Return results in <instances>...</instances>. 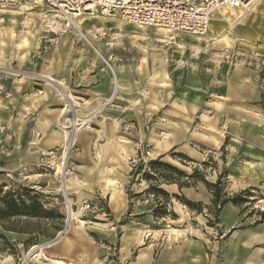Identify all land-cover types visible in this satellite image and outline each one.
Returning <instances> with one entry per match:
<instances>
[{
  "label": "rangeland",
  "instance_id": "374dc122",
  "mask_svg": "<svg viewBox=\"0 0 264 264\" xmlns=\"http://www.w3.org/2000/svg\"><path fill=\"white\" fill-rule=\"evenodd\" d=\"M234 10L236 14L240 13L239 9ZM226 16H230L229 12ZM217 18H222L219 13L212 18L211 26L218 24ZM82 19L80 27L87 41L72 29L59 35L56 44L46 45L41 37L40 20L36 13L28 10L0 11V123L3 106H8L14 117L18 116L15 109L17 101H13L17 93L22 95L21 100L27 102L29 99L25 95L28 91L38 94L45 89L60 98L63 103L61 107L69 105V110L65 113L66 124L59 118L51 130L43 134L40 142L50 138L54 131L60 135L63 130L71 131L67 126L71 120L76 119L80 123L94 114L85 125L77 126L79 130L66 165L70 173L65 176L64 172L62 178L59 168L62 142L42 152L38 163L27 162V165L20 166L18 156L13 158L11 155L9 165V160H4V157L17 142L13 134L9 137L5 129H0V184H5V189L19 186L33 188L41 194V201L46 207L53 208L63 216L55 222H15L16 226L28 229V233L18 234L0 228V233L6 238H0V264L6 259H10V264H43L46 261L42 257L35 260L33 254L28 256L29 253L34 246L57 239L60 233L68 237L69 244L65 248L62 244V250L58 246L62 241L55 243L58 244L56 246L44 248L42 252L46 256L60 257L68 264H119L117 256L126 252V244L132 246L133 242H138L136 239L127 240L125 234L130 233L131 229L141 230L142 240L152 238L155 241V256L164 246L196 240L194 229L201 227V236L206 241L205 251L209 255L211 249L216 250L213 246L218 244L219 261L230 235L235 230L247 227L258 218L257 212L264 211V194L260 187L250 184L249 180L252 173L256 175L258 172L247 169L253 165L245 162L246 158L237 153L239 145L231 139L236 133L251 138L255 125L259 130L257 137L261 141L260 147H264V97L255 102L252 108L225 105V99L213 94L212 86L218 83L221 74L224 77L223 66L227 67L228 73L234 68L246 67L255 71V83L264 95V58L256 53L242 52L238 42L232 39L228 25L218 32L209 26L207 34L198 37L154 27H123L117 17L98 14L83 15ZM163 31L168 34L165 35ZM89 35L95 36V40ZM224 36L228 37V43L223 40ZM56 49L67 50H60L58 57L62 64L77 65L79 68L81 65L90 74H94L97 66H100L114 78L109 65L117 63L121 67L122 79L119 92L107 101L106 97L97 102H85V110L77 98L65 99L63 94L72 93L68 85L55 80L47 81L48 75L42 69L48 64V56ZM96 49L102 57L97 56ZM103 54L107 61L103 59ZM110 54L116 62L110 58ZM192 76L197 82L195 89L189 88V77ZM18 85L23 86V90L18 89ZM7 93L10 96L7 97ZM35 98L39 105L40 99ZM37 106L31 102L27 111L22 109L29 113L38 110ZM84 112L86 115H82ZM34 117H37V112ZM115 124H119V127L112 134L111 142H108L107 132ZM245 124H250V127H244ZM116 135L128 143V155L117 154L112 147ZM220 138L223 139L222 143L217 146L215 142ZM225 139L227 143L225 151H222ZM177 153L184 154L191 161L183 159L180 162ZM160 155H164V161L187 173L198 168L211 182L222 172L223 192L228 195L245 188L251 189L249 200L241 207L234 206L240 220L227 231L219 227L220 212L218 222L209 224L208 220L213 216L207 208L196 213L172 200L178 218L155 220L147 225L143 221V214H147L146 211L154 205L153 197L142 193L129 198L128 189L136 194L146 184L142 181L131 184L128 173L139 159L147 161ZM112 156H116L118 161L112 160ZM203 162L207 165L204 166ZM64 179L67 180V195L63 194L61 186ZM108 179H112V182ZM68 181L71 182L69 186ZM199 186L211 199L210 192L203 184L197 183L191 188L198 192L196 188ZM162 187L170 193H178L175 185ZM65 196L69 197L72 210L82 224L75 221L71 227L66 226ZM210 199L201 202L207 207L210 206ZM84 203L90 204V209L80 215ZM244 222L249 223L244 225ZM139 249L137 247L132 252Z\"/></svg>",
  "mask_w": 264,
  "mask_h": 264
},
{
  "label": "crops",
  "instance_id": "0c3cea01",
  "mask_svg": "<svg viewBox=\"0 0 264 264\" xmlns=\"http://www.w3.org/2000/svg\"><path fill=\"white\" fill-rule=\"evenodd\" d=\"M231 11L233 18H231V16H226V11H221L220 15L222 18H217V25H210L211 30L218 32L223 29L224 25H228V28L231 29L230 35L233 37L232 39L235 40V42H238V47L242 52L256 53L264 58V0H260L246 14H244V12L236 14V10ZM121 25L125 27L128 24L122 23ZM89 37H91L92 40H95V36L89 35ZM227 38L228 37L224 36L223 40L228 43ZM69 47L72 48L73 46ZM60 50L67 51L66 49H56L51 52L50 56L46 59L48 64H45V67H42L43 72L58 83L61 82V84H67L69 90L72 92V97L77 98L82 102L81 108L83 110H85V107H83L85 102H88L89 100L97 102L100 98L106 97L107 101L108 99L114 98L119 92V88L122 86V79L121 67L118 66L117 63L112 62L115 70V72L113 71L114 78H112L110 74L100 66H97L98 68L94 74H90L88 72L89 67H87L88 73H86L81 65L79 68L77 65L62 64L58 57ZM143 51L146 52V49H143ZM110 58H112L111 54ZM103 59L107 61V59L104 58V54ZM114 60V62L117 61L116 59ZM223 67V70H225L224 77L223 74L220 75L217 81L218 83L212 86L214 89L212 92L220 98L225 99L223 102L225 105L231 104L238 107L252 108L254 107L253 104L255 102L261 100L262 96L264 97L263 93L258 89L257 84L255 83V71L246 67H236L237 69L234 68L231 70V73H228L227 67ZM47 77L46 79L48 81ZM189 79V85H191L189 88L195 89L197 83L196 80L193 76L189 77ZM53 80H49V82H52ZM17 87L18 89L21 88V90H23V86L18 85ZM29 93L30 91L25 95L26 98L29 99L27 102L21 100L22 95L18 93L13 98V101H17L15 106V109L18 110L17 117H14L13 112L8 106H3V108H1L2 123H0V129H5V133L9 137L13 134L17 142V144L13 146V149L9 150L7 156L4 157V160H9L7 163L9 165L11 164L10 160L12 156L13 158L18 156V165L20 166L27 165L25 164L27 162L38 163L42 152L62 142V133L60 135L58 131L52 132L50 138H45V140L40 142L43 134L48 133L54 123L59 120V118L63 117L61 116V110L64 108L61 107L63 103L60 98L49 89H45L38 94ZM35 97L40 99L38 102L39 105L37 104L38 99ZM64 98L66 99L65 95ZM228 99H231V101ZM29 102H32L35 107L38 105V110H31L29 113L24 112L25 109L27 111L28 107L30 108ZM53 105H56V107H53ZM36 112L37 117L35 118L34 114ZM82 115H86V112ZM93 115L89 117H92ZM245 125L246 126L244 127H250V124ZM117 127H119V124H115L112 130L107 132V136L109 137L108 142H111V136L115 133V130L117 131ZM252 128L253 133L251 138L236 133L233 134L231 139L239 145V151L237 153H239L240 156H243V158H246L245 162L253 165L247 169H251L249 170L251 172L254 170L259 174L253 175L252 173L250 175V184L260 187L261 192L264 194V185H261L264 182V147H260L261 141L258 140L259 138L257 137V133L259 132L257 126L254 125ZM222 140L223 139L221 138L217 139L215 142L216 145H220ZM36 143L38 144L36 145ZM127 144L120 142L118 135H116L114 138V146L112 147L117 154H124L126 156L128 155L126 151ZM104 147L105 146H103V148ZM111 159L116 162L118 161L116 156H112ZM108 181L112 182V179H108ZM69 183L71 182L68 181V186ZM109 185L110 184L107 186L109 187ZM196 189L198 192L193 188H184L181 191L191 200L208 202L210 195L204 194V188L199 186ZM148 211H146V213ZM219 215V227L221 229L223 227L227 231L240 220L238 210L230 203L221 208ZM144 220L147 225L149 222H153L148 214L144 215L143 221ZM248 223L249 222H244L243 224L247 225ZM148 227L150 228V226ZM74 229L80 230L79 228ZM174 231L177 230L174 229ZM194 231V235L197 237L196 240L185 241L176 246H164L159 249L154 256L155 241H153L152 238H145V240H142V231L131 229L130 233L125 234L127 240L131 241L136 239L138 242H133L134 245L132 246L126 244L127 254L126 252L119 254V256H117V261L119 264H264V222L253 227L247 226L240 230H235L230 235L229 241L224 244L223 253L221 254L219 261H217L218 244L213 246V248L216 247V250L211 249V253L208 255L204 249L206 241L201 236V234L203 235V228H197L194 229ZM146 232H148V230ZM176 233H178V231ZM178 234L173 235L178 236ZM58 244L46 248L58 245L61 249L62 244L64 248L68 245L63 242ZM134 247H139L140 249L132 252V250L135 249ZM49 256L53 257L51 254Z\"/></svg>",
  "mask_w": 264,
  "mask_h": 264
},
{
  "label": "trees",
  "instance_id": "16d2710c",
  "mask_svg": "<svg viewBox=\"0 0 264 264\" xmlns=\"http://www.w3.org/2000/svg\"><path fill=\"white\" fill-rule=\"evenodd\" d=\"M225 139L221 146L222 151H225ZM180 157V162L183 159L188 161L191 159L184 154L177 153ZM164 155H160L154 159L139 161L131 166L128 175L131 178L130 183L145 182V188L139 193H132L131 189L127 190L128 197L138 196L142 193L153 197L154 205L150 207L147 214L153 221L169 218L176 220L178 215L173 210L172 200H175L186 206L189 210L201 213L203 208H207L213 216L208 220L209 224L218 222V214L221 208L230 203L235 207L243 206L248 198L252 196V190L249 188L242 189L231 195L223 192V174L219 172L215 181L211 182L205 178L204 172L198 168H193L191 173H187L181 168L173 165L170 162L163 160ZM204 166L206 162L202 163ZM197 183L203 184L211 194L210 206H204L201 201H194L187 198L182 189L194 187ZM175 185L178 193H170L162 186ZM41 194L33 188L18 187L16 189H5V184H0V228L3 231L14 233H28V229L16 226L15 222L20 220V223L29 224L32 221L49 220L52 222L60 221L63 216L54 210L45 206L41 201ZM241 212V210L239 211ZM145 215V214H143ZM256 218L247 226H255L264 221V211L257 212ZM142 216V215H141ZM39 233V230L36 231ZM31 233H35L32 231ZM0 238L6 239L3 233H0Z\"/></svg>",
  "mask_w": 264,
  "mask_h": 264
},
{
  "label": "built area",
  "instance_id": "2783aa9c",
  "mask_svg": "<svg viewBox=\"0 0 264 264\" xmlns=\"http://www.w3.org/2000/svg\"><path fill=\"white\" fill-rule=\"evenodd\" d=\"M260 0H0V11H33L40 20L46 45L74 29V20L83 15L117 17L137 27H154L172 32L204 36L216 13L223 8L248 13ZM247 9V10H246ZM238 13V14H240ZM6 96H10L9 93ZM70 173L68 167L65 176ZM64 194V192H63ZM66 197V196H65ZM66 204V203H65ZM72 212V205H69ZM90 209L81 206L80 215ZM66 220L67 207H66Z\"/></svg>",
  "mask_w": 264,
  "mask_h": 264
},
{
  "label": "bare ground",
  "instance_id": "6f19581e",
  "mask_svg": "<svg viewBox=\"0 0 264 264\" xmlns=\"http://www.w3.org/2000/svg\"><path fill=\"white\" fill-rule=\"evenodd\" d=\"M227 9H228V11H226V12H229L231 18H233V14H232L231 10H234V9L233 8H227ZM221 11H225V9L224 10L221 9L219 12L221 13ZM106 17H108V16H106ZM82 22H83L82 17L76 18L74 20V29L77 30L82 35V37L84 36V39H86V41H87V36L85 34H82V29L80 27V26H82L81 24H83ZM121 23L128 24V23H125V22H122V21H121ZM128 25L134 26L132 24H128ZM163 33L165 35L168 34L167 31H163ZM95 51H96L97 55L102 57L101 54L99 53V50L96 49ZM109 68L111 69V71L115 72L114 67L112 65H109ZM47 78H48V81L49 80L50 81L53 80L50 77H47ZM117 86H118V84H117ZM64 95H65L66 99H68V100H70L72 98V95L70 93H68V92H66ZM67 110H69V105L68 106L66 105L64 107V109L61 110L62 111V115L61 116H63L62 120H63L64 124H66L65 121L67 120V117L65 115ZM69 120H70V118H69ZM88 120H90L89 116L85 117V119H82L80 123L77 122L78 120L76 121V119H73V120L70 121V124L67 125V126H69L71 128V131L63 130V132H62L63 152H62V157H61V163L59 164V168L61 170V173H60L61 174L60 175L61 178H62V174H64L65 169H66L69 151H70L71 147L73 146V144L75 142L76 133L79 130V127H77V126H79V125L82 126L83 124L85 125V123ZM119 139H120V142H122L124 144H127L124 139H122V138H119ZM61 186H62V191L64 192V195H67V180L64 179V181L62 182ZM65 203H66V207H67V216H68V220H67L66 226L68 225V227H71L74 224L73 222H75V221L79 222V224H82V221L77 218V216H76L77 214L75 212H73V211L71 212L70 209H69V205L71 204L70 200H69V197H66ZM60 234L57 236L58 238L55 239V240L53 239V240H50L48 242H43V243H41V244H39L37 246H34L32 248L33 251H31V253H29L28 256H32V254H33L32 257L35 260H38V259H40V257H42L46 261L43 264H68L62 258L46 256L42 252L44 250V248L49 247V246H51V245H53V244H55V243H57L59 241H62L63 243H66V244H69L70 240L68 239V237L65 236L64 234H61V235ZM10 263H11L10 259L4 260V263L2 262V264H10Z\"/></svg>",
  "mask_w": 264,
  "mask_h": 264
}]
</instances>
